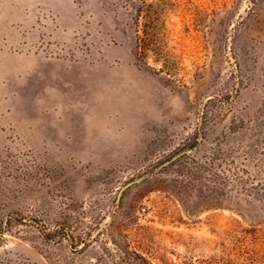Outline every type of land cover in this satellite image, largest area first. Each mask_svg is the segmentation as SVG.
Returning <instances> with one entry per match:
<instances>
[{"label": "rangeland", "instance_id": "374dc122", "mask_svg": "<svg viewBox=\"0 0 264 264\" xmlns=\"http://www.w3.org/2000/svg\"><path fill=\"white\" fill-rule=\"evenodd\" d=\"M31 1L0 0V264H264V0H155L144 59L133 0H58L63 38Z\"/></svg>", "mask_w": 264, "mask_h": 264}, {"label": "trees", "instance_id": "16d2710c", "mask_svg": "<svg viewBox=\"0 0 264 264\" xmlns=\"http://www.w3.org/2000/svg\"><path fill=\"white\" fill-rule=\"evenodd\" d=\"M134 14L131 24L135 30L138 57L145 58L149 52L155 55V42L161 41L164 21L161 11L166 8L157 7L155 0H133Z\"/></svg>", "mask_w": 264, "mask_h": 264}, {"label": "crops", "instance_id": "0c3cea01", "mask_svg": "<svg viewBox=\"0 0 264 264\" xmlns=\"http://www.w3.org/2000/svg\"><path fill=\"white\" fill-rule=\"evenodd\" d=\"M46 1H50L51 2L49 7L51 8V14L55 17L54 26L57 27V24L59 22V25H60L59 29H62V31L60 32L56 28L57 32L54 33V36L56 38H63V36H64V33H63V21H64L63 3L59 2V4H58V0H46ZM17 2L21 3V0H17ZM30 4L33 7V9H32L31 13L28 16L25 15V19H24L25 25H24V27L25 28L28 27V24H29L28 22L30 20V22H32V23L30 24L29 28H31L32 30H35L33 28V25L37 24L36 25V30H37L38 26H40L39 23L37 22V19L40 16V12H39L40 8L39 7L41 5V0H32ZM71 14H72V12H71ZM27 17L29 18V20H28ZM17 20H18L19 23H22V21H23L22 18L21 19H17ZM51 24H52V22H51ZM49 28L53 29L52 27H46V29H49ZM45 76L48 77L47 72H45ZM81 130H82V132L87 131L88 130L87 126H85V125L81 126Z\"/></svg>", "mask_w": 264, "mask_h": 264}]
</instances>
